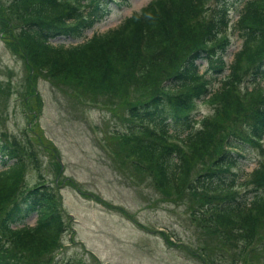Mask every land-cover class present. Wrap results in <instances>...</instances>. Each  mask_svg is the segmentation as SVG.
<instances>
[{
    "label": "trees",
    "instance_id": "obj_1",
    "mask_svg": "<svg viewBox=\"0 0 264 264\" xmlns=\"http://www.w3.org/2000/svg\"><path fill=\"white\" fill-rule=\"evenodd\" d=\"M112 1L126 0H10L5 8L0 5L1 23L5 18L7 26L12 27L6 18L7 11L24 23L17 28V33L16 30L6 36L5 42L14 55L19 54L25 63H31L39 76L42 73L55 81L77 82L81 84L77 87L83 89L101 82L96 89L118 93L119 97L130 91L121 84L127 79L128 86L129 74L131 78L138 75L147 79L154 70L152 65L161 68L174 65L166 77L171 81L169 84L161 86L159 91L150 89V85L149 97H138L145 98V101L130 108V118L136 122L129 127L131 133L136 136L144 132L148 140L141 135L140 142L135 143L132 136L125 140V144L134 143L130 150L137 154L138 159H135L139 170L153 177L158 191L178 198H183L185 192L192 194L193 203L188 205L193 218L200 219L204 212L213 209L214 216L204 218V223L200 219L201 226L215 236V241L231 242L233 249H238V258L235 254L233 258L222 256L224 264H264V241L260 240L264 235V163L252 172L249 180L254 189L249 190L254 194L250 200L245 197L243 204L232 198L236 174L231 169L245 144L250 142L262 148L259 139L264 134V0L247 2L239 21L234 24L243 41L242 47L235 52L229 66L231 75L212 94L218 101L214 100L217 103L214 115L205 117L196 130L192 123L195 120L189 119L194 97L201 98L208 93L205 82H198L204 76H199L197 62L207 60V70L216 67L214 64L219 65L216 72L225 68L223 56L218 55L217 48L226 50L229 42L227 37H222L229 25L226 13L238 0H218L219 14L209 18L208 30L193 46L190 43L196 31L190 18L205 13L211 0H154L112 31L94 34L80 45L52 43L53 39L60 37H84L95 23L107 17ZM185 49L191 51L184 53ZM130 62L133 65L138 62L141 72L133 75L132 68L128 69L132 66ZM162 69L164 74L169 71ZM29 73L33 92L36 84L31 75L35 73ZM35 81L37 83L38 79ZM242 84L246 88L243 100L249 97L251 106L244 111L240 129L228 133L231 128L225 126L226 122L241 110L234 104L242 105ZM144 87L145 81L139 91H144ZM163 95H170L172 101L176 99V105L187 112L182 117L175 116L176 124L167 125V132L160 134L147 130L149 126L145 120L151 115L160 116ZM171 128L175 131L169 134ZM22 143L23 147L20 146ZM48 146L55 157L56 149ZM36 156L29 140L24 143L9 137L0 139V264H49L62 247L64 222L59 211L62 201L58 200V192L46 183L41 173L39 182L26 185L29 159L34 161ZM208 159L210 162L206 165ZM36 212L35 227L13 228ZM236 216L241 218L240 227L229 229ZM216 221L217 226L213 224ZM257 239L259 242L255 241ZM220 250L231 249L223 246L218 252ZM203 255L210 257V253ZM205 260L216 264L212 257ZM67 264L75 263L70 261Z\"/></svg>",
    "mask_w": 264,
    "mask_h": 264
},
{
    "label": "rangeland",
    "instance_id": "obj_2",
    "mask_svg": "<svg viewBox=\"0 0 264 264\" xmlns=\"http://www.w3.org/2000/svg\"><path fill=\"white\" fill-rule=\"evenodd\" d=\"M9 1L0 0V5L5 8ZM152 1L154 0L112 1L107 17L102 22L95 23L84 37H60L53 39L52 43L80 45L94 34L103 35L112 31L128 17L140 13ZM246 1L249 0H241L240 10ZM219 4L220 1L211 0L205 13L190 18L196 31L193 34L195 36H192L194 39L191 46L198 43L208 30L209 18L219 14ZM239 9L237 1L229 9L230 28L227 35L231 43L223 54L227 64L224 71L216 74L219 65L214 64L216 67L212 66L207 70L206 60L197 62L200 73L203 72L205 79L212 80L210 86L213 91L220 87L221 79L228 75V65L233 60L234 52L242 45L239 33L232 26L241 13ZM6 18L10 20L12 27L7 26L5 18L3 23L0 21V139L9 137L24 143L31 141L35 152L37 151V160L34 163L35 159H29L26 185L33 186L37 183L38 168L46 175L45 179L49 180L52 189L58 192V200L62 201V211H59L65 221V233L61 239L62 247L54 255L55 262L49 264H64L70 260H77L75 262L80 261L82 264H210L205 260L210 257L216 260V264H224L222 256L233 258L235 254L238 258V249H233V243L215 241V236L201 226L200 219L204 223V218L214 216L213 209L204 212V217L200 219L193 218L188 205L189 202L193 203L192 194L185 192V198H178L158 191L153 177L139 170L136 164L137 154L130 150L134 143H122L121 138L129 135L128 126L136 124L135 119L130 118V108L143 103L145 98L138 97H149L150 89L159 91L161 86L169 84L171 81L166 77L175 66L162 67L169 70L164 74L161 67L152 65L154 70L147 79H141L137 75L141 66L138 62L134 65L130 62L132 66L128 69L132 68L130 72L137 76L135 79L129 74L128 86L127 79L121 83L124 88L130 89L123 97H119L118 93L96 89L101 82L91 86L92 88L83 89L77 87L81 85L77 82L55 81L42 73L39 76L32 69L31 63H25L19 54L14 55L5 42L6 36L16 31L24 21L15 19L8 11ZM189 51L191 49H185L184 53ZM29 71L35 73L31 75L36 84L33 92L29 84ZM137 79L141 80L137 82ZM144 81V91H139L144 86ZM245 90V84H242V105L238 106L237 102L234 104L241 110L226 122L225 126L231 128L228 133L240 129V123L245 117L244 111L251 106L249 97L243 100ZM170 95L174 96V93ZM168 96L161 97L163 111L160 116L151 115L145 120L149 126L147 130L166 133L167 125L176 124L175 116L187 112L176 105V99L172 101ZM208 99V96L195 98L191 107L190 113L193 109L197 115L198 128L203 119L213 116L217 109L216 98L212 99L216 101L215 104ZM192 118L189 117L191 120ZM192 123L196 130L194 121ZM168 131L170 134L175 130L171 128ZM141 135L148 140L144 132H139V135L131 138L132 141L139 143ZM172 138L173 136L167 139ZM48 141L57 147L61 162L48 151ZM245 145L237 155V163L231 168L236 174L232 198L242 204L245 197L250 200L254 194V191L249 190L251 187L254 189L249 180L252 172L264 163V145L262 148L250 142ZM20 146L23 147L24 144ZM209 162L210 159L205 160L206 165ZM60 166L62 170L59 173ZM203 168L202 166L200 170ZM192 172L195 173L196 168ZM106 201L109 202L107 208ZM124 210L143 227L148 228L149 232L126 219L122 213ZM240 221L241 218L233 217L229 229L240 227ZM25 223L34 226L35 215L28 217ZM213 224L217 226L219 223L216 221ZM260 240L264 241V235ZM255 241L259 242V239ZM238 245L241 246V243ZM223 246H229L231 250L218 252ZM205 252L208 255L210 253V257H204Z\"/></svg>",
    "mask_w": 264,
    "mask_h": 264
}]
</instances>
